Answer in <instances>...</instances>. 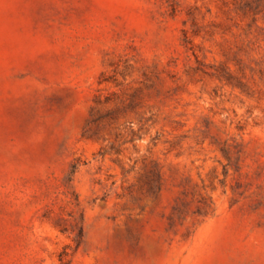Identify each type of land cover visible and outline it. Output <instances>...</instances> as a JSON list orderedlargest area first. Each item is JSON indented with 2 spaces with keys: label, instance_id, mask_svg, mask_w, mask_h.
Here are the masks:
<instances>
[{
  "label": "rangeland",
  "instance_id": "374dc122",
  "mask_svg": "<svg viewBox=\"0 0 264 264\" xmlns=\"http://www.w3.org/2000/svg\"><path fill=\"white\" fill-rule=\"evenodd\" d=\"M0 264H264V0H0Z\"/></svg>",
  "mask_w": 264,
  "mask_h": 264
}]
</instances>
